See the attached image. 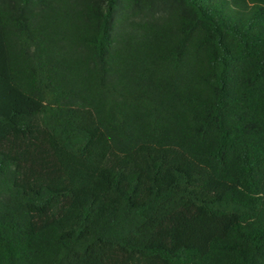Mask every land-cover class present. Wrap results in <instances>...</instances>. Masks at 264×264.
I'll return each mask as SVG.
<instances>
[{"label":"trees","instance_id":"obj_1","mask_svg":"<svg viewBox=\"0 0 264 264\" xmlns=\"http://www.w3.org/2000/svg\"><path fill=\"white\" fill-rule=\"evenodd\" d=\"M0 264H264V0H0Z\"/></svg>","mask_w":264,"mask_h":264}]
</instances>
